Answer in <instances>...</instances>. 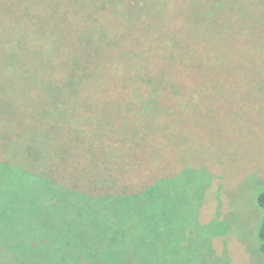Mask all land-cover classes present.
Instances as JSON below:
<instances>
[{"label":"rangeland","instance_id":"rangeland-1","mask_svg":"<svg viewBox=\"0 0 264 264\" xmlns=\"http://www.w3.org/2000/svg\"><path fill=\"white\" fill-rule=\"evenodd\" d=\"M147 1L153 5V0ZM97 2L0 0V163L8 160L27 165L39 176L58 174L62 179L64 167L77 185L74 195L110 183L122 194L129 186L121 187L112 175L116 179L124 170L135 171L136 151L147 150L152 163L139 175L146 177L149 169L158 173L165 192L149 204L125 202L118 213L101 211L93 220L128 232V250L118 253L113 264H264L256 242L263 212L255 202L264 191V0H170L178 20L174 38L180 33L177 38L188 45L185 57L169 56L178 49L161 52L149 39L138 37L125 45L119 35H104L98 48L94 40L87 42L95 52L86 60L88 81L82 93L64 97L67 114L75 115L68 118L80 130L71 135L72 144L59 147L57 138L71 131L68 118L58 116L64 113H55L47 100L51 97L45 88L56 86L49 68L62 74L59 84H65L76 68L86 69L74 65L86 59L72 47L80 36L74 25H96L102 18L111 23L112 0H101L102 9ZM83 3L89 8H83L74 22L72 8ZM217 6L222 8H211ZM200 20L206 22L197 33L193 25ZM87 130L84 140L75 138ZM189 148L198 150L191 157L198 167L184 160ZM162 151L165 155L160 156ZM189 167L199 169V174L208 167L211 181L205 193L188 188L194 180ZM4 188L14 191L0 168V199L15 196ZM28 198L33 199L22 191L13 212L15 207L0 206V214L6 212L0 215V264H24L34 256L53 259L51 244L41 246L25 236L29 234L22 226L44 218L42 208L22 202ZM72 200L69 195L63 202L67 213L76 210ZM156 201L159 211L154 209L149 223L136 226L139 219L145 222ZM58 209L48 210L47 218L57 219ZM86 220L74 213L65 227L70 236L75 238ZM19 226L21 236L16 239L12 231ZM84 259L82 264H112L99 257Z\"/></svg>","mask_w":264,"mask_h":264},{"label":"trees","instance_id":"trees-1","mask_svg":"<svg viewBox=\"0 0 264 264\" xmlns=\"http://www.w3.org/2000/svg\"><path fill=\"white\" fill-rule=\"evenodd\" d=\"M153 1L154 2L152 5L149 4L147 0H112V10L110 12L113 13V16L110 14L111 23L109 22V24H107V21H104V19L102 18L100 19L99 24L96 25L88 21L84 23L85 25H81L82 27H77L76 25H74L76 37L78 36V34H80V36L78 38V44H76L77 46L72 47L74 50H76V52H80V54H83L82 60L86 58L81 63H79L78 61L74 62V65L77 63L82 69L84 66L86 67V60H92L95 54V52L93 53L94 50L91 48V44H87V42L94 40L97 45L96 47L98 48L102 45V39L104 38V35H119L123 40H125V45H127V43L132 44L133 40L135 41L137 37L140 38L141 41H146L149 39L153 46H155L158 50H162L161 52L168 48L174 50L178 49L176 52L168 55H181L185 57L187 54V43L185 41H181L182 37L181 39L177 38L180 33H177L176 37L174 38L175 25H178L176 24L178 20L173 14L175 5L172 6L170 0ZM97 3L100 9L104 8L101 0H98ZM85 7L89 8L87 3H83L80 6H73V13L70 15L71 20L73 19V21L75 22L77 17L79 18V12H85V10L83 9ZM211 8L222 7L217 6ZM75 12H78V14H76ZM80 19L82 20V18ZM204 22L206 21H203V23ZM203 23L202 20H200L199 22L196 21L195 25H193L194 31H196L197 33L199 32V30L202 31L201 25ZM105 31L107 32V34L105 33ZM25 38L28 37L26 36ZM32 40L35 41L34 39ZM23 43L25 44V41H23ZM190 45L191 44L189 43V46ZM203 46L208 50L206 44ZM104 49L105 48H102V50ZM77 60H80V58H78ZM113 68L116 69V66H113ZM49 75V78L53 79V82H55L56 85L52 87L48 86L45 88L47 91L44 90V92H48V96L51 97V99L46 97L49 103H51L54 107V109L52 107L51 109H53L54 112H63L64 114H58V116L61 117H63L64 115L67 118L68 116H75L67 114V99H65L64 97L76 96L83 92V86L86 81H88L86 79H88L89 77L87 73V67L83 70L76 68L74 72L69 76V78L66 79L65 84L58 83V80L61 79L62 74L56 68L50 67ZM77 79H81V81L78 82ZM68 80H71V82H68ZM66 82L68 84H66ZM103 88H105V86H103L101 89ZM166 90L170 92L169 88H166ZM100 92L102 91L100 90ZM176 94L177 93H174V96ZM98 95H100V93H98ZM62 108L65 110V112L62 110ZM125 115L128 116L127 113H125ZM118 121L122 127L126 128L125 123L121 122L119 119ZM68 123L70 128L67 130L71 131V134H68V132L66 131L65 134L57 138L59 147H61V145L65 146L72 144L73 139L71 135L80 130L77 125L70 121L69 118ZM44 128L48 129V127ZM125 130L126 129H124V131ZM89 133L90 132L88 130L84 133H80V135L79 133H77L75 135V138L80 137V139H78L79 141H82ZM101 140L103 141V139ZM103 143L107 145L105 141H103ZM142 150H137L136 159L132 160L133 165L136 167L135 171H133L131 168L130 173H128V171L126 170L123 171L122 175H118L117 173V181L114 175H112L111 177L112 181H115L116 183L118 182L121 187L126 185L129 186L127 193L122 194L115 192L110 183L108 186H102V188L95 184L90 187H86V189L82 190L80 194L74 195V193H76L75 191H77L76 189H78L77 185L70 182V177H68L69 174L65 169L63 170L64 167H61V169L66 175V178L62 179L58 176V174H54V177L47 174L45 175L46 177L39 176L31 169H27V165L20 166L8 160H6V162L4 163H0L3 179L6 180L8 187L12 188V190L14 191H10V189L5 188L4 190L6 192L15 194V196L8 195L6 200L4 198L0 199V206L1 204H3L7 208L15 207L12 212L15 211V209L19 207V195L22 191H24L26 193H29L30 196L33 197V199L28 198L26 200H23L22 202L27 203L30 207L42 208L44 210V218L32 221L30 220L28 224L22 227L26 230L24 232H28L29 235L25 236H28L29 239L37 241L41 244V246H44L45 243L51 244L53 259H43V257L34 256V259H24V264H82V262L85 261L84 257H99L100 259L104 258L107 261L112 262L114 261V258L118 257V253L120 254V256L124 255L128 250L126 244L124 243V240L128 239V232L124 230L115 231V228H113L114 226H108L109 228H107V224L105 222H94L93 220L97 219L95 214H98L101 211L112 209L115 213H118L119 210L125 208L126 205H123L125 204V202H129V205H135L136 203L138 205L149 204L150 199L159 197L160 193H162L163 191L165 192V182H161L162 179L159 177L158 173L149 169V173L146 177H142L139 175L144 167L147 168L148 163H152L150 152L144 149ZM195 151L198 150L190 148L187 149L185 152L186 157H184V160L189 159V162L192 163L191 157L195 156ZM163 154L165 155V152L162 151L160 156H163ZM180 161L182 162V160ZM192 164L196 166L194 163ZM201 165H199L200 168H202ZM65 166L69 171V163ZM75 166L79 167L78 164H75ZM189 169L194 174L192 176L194 180H190V185H188V188L190 190L195 189V193H205V189L209 187V183L211 181L210 175L207 172L208 167L203 168L202 174L198 173L199 169L197 168L189 167ZM222 170L221 172L224 173L225 171ZM96 171L97 170H93L91 171V173L94 174V172L96 173ZM135 175L141 178L140 183L136 181V177H134ZM196 178H198L200 181H198ZM196 181L198 182V186L195 184ZM225 181V183H228L227 179ZM186 190L187 189L183 188V192ZM40 193H48L50 197L39 198ZM69 195H72L73 198V208L76 209L74 213L82 214V216L87 218V220L84 221L85 226L82 229H76L77 232L74 234L75 238L73 236H70L69 232L67 231L68 228H65L66 226L71 224L72 221L70 222V220L72 215L74 214L72 211L71 213H67L63 209V207L66 206V203L63 202L67 201ZM255 200L256 206L259 207L263 212L262 218L257 227L256 242L258 253L264 255V191H260L257 194ZM159 206V201L154 202L149 211L150 213H148V217L145 219V222L139 219L137 220L136 226L142 225L146 222L149 223L148 219L152 215H154V209L159 211ZM57 208H59L56 211L57 219H48V210L50 211L51 209ZM0 215L6 216V212ZM8 221L9 223L14 222L12 218H8ZM123 222L124 224H126L127 220H124ZM28 225H31L33 228L27 229L26 227ZM34 225L36 226L34 227ZM55 226H57V228L54 231H51L50 227ZM87 227H89V229ZM91 227L99 228L91 229ZM19 230H21L20 226L17 228V230L14 229L12 231L14 232L16 239H20L21 232H19ZM57 230L58 232L55 233ZM13 243L15 244V246L17 245L15 242ZM129 250L131 251L130 248ZM59 255L60 257L58 258Z\"/></svg>","mask_w":264,"mask_h":264}]
</instances>
